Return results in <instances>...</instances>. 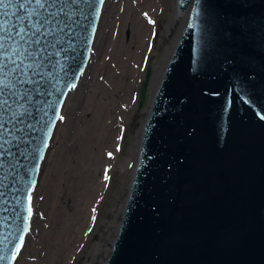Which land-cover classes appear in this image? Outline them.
Listing matches in <instances>:
<instances>
[{
	"label": "water",
	"instance_id": "95a60500",
	"mask_svg": "<svg viewBox=\"0 0 264 264\" xmlns=\"http://www.w3.org/2000/svg\"><path fill=\"white\" fill-rule=\"evenodd\" d=\"M105 1L56 0L36 83L17 86L22 98L0 113V264H16L30 232L27 198ZM177 9L175 25L183 11L188 18L152 97L103 264H264V0H177ZM149 80L147 68L138 108Z\"/></svg>",
	"mask_w": 264,
	"mask_h": 264
},
{
	"label": "rangeland",
	"instance_id": "374dc122",
	"mask_svg": "<svg viewBox=\"0 0 264 264\" xmlns=\"http://www.w3.org/2000/svg\"><path fill=\"white\" fill-rule=\"evenodd\" d=\"M105 2L106 10L115 4L112 14L102 12L88 66L66 100L16 264H103L117 235L142 126L188 10L175 25L177 0H157L151 11L138 0ZM129 13L146 15L148 28L140 39ZM147 68L148 98L138 108Z\"/></svg>",
	"mask_w": 264,
	"mask_h": 264
},
{
	"label": "snow or ice",
	"instance_id": "6c2138e0",
	"mask_svg": "<svg viewBox=\"0 0 264 264\" xmlns=\"http://www.w3.org/2000/svg\"><path fill=\"white\" fill-rule=\"evenodd\" d=\"M55 2L56 0H0V85H3L0 87V113L10 110L12 105L9 101L15 104L22 98L15 90L17 86L36 83L32 77L40 74L41 62L45 58V49L40 47L41 38L50 36L55 27H47L51 21L45 19V14H58L57 11L50 12ZM18 10H22L21 15H17ZM5 80L8 82L5 83ZM56 115L61 120L64 118L58 111ZM3 127L0 124V130ZM27 199L26 220L32 215L31 194ZM23 231H28L27 225ZM23 244L24 237L21 236L13 259L19 254Z\"/></svg>",
	"mask_w": 264,
	"mask_h": 264
},
{
	"label": "bare ground",
	"instance_id": "6f19581e",
	"mask_svg": "<svg viewBox=\"0 0 264 264\" xmlns=\"http://www.w3.org/2000/svg\"><path fill=\"white\" fill-rule=\"evenodd\" d=\"M138 1L141 4V7H142V9L144 11H151V10L154 9L157 0H138ZM105 4H106V2H105ZM105 4H104L103 11L106 10V5ZM114 5L115 4L111 2V6H109L108 9L106 10L108 12L107 15L112 14V9H113ZM177 11H178V9H177ZM177 11H176V16H177ZM129 14H130V17L132 18V21H133V24H134L133 30L135 32L136 38L140 39L141 36L142 37L144 36V33L147 30V28H148L147 23H146V15H141V14H136V13L135 14L129 13ZM180 15H182V13ZM138 48H139V45H138ZM129 49L131 50L130 46H128V48L125 51H128ZM102 121H103V117L100 118V122H102ZM42 170H43V167H42ZM46 176L47 177L51 176L50 171L46 173ZM44 183L45 182L43 181V185H44ZM34 211H35V209L32 206V214H33ZM32 217H33V215H32ZM31 222H32V218H31ZM31 228H32V226H31ZM27 235H29V233ZM73 236H74V234H73ZM65 243L66 244L70 243V241L66 240Z\"/></svg>",
	"mask_w": 264,
	"mask_h": 264
}]
</instances>
